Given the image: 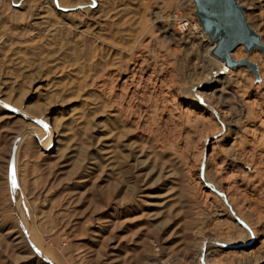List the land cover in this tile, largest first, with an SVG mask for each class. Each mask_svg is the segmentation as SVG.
Returning <instances> with one entry per match:
<instances>
[{
  "label": "rangeland",
  "instance_id": "1",
  "mask_svg": "<svg viewBox=\"0 0 264 264\" xmlns=\"http://www.w3.org/2000/svg\"><path fill=\"white\" fill-rule=\"evenodd\" d=\"M194 13L0 0V264H264V52L216 76Z\"/></svg>",
  "mask_w": 264,
  "mask_h": 264
},
{
  "label": "water",
  "instance_id": "2",
  "mask_svg": "<svg viewBox=\"0 0 264 264\" xmlns=\"http://www.w3.org/2000/svg\"><path fill=\"white\" fill-rule=\"evenodd\" d=\"M201 30L215 43L212 55L228 68L247 67L256 75V67L246 59L235 61L230 54L239 46L246 52L258 48L264 52L258 34L250 27L244 7L237 0H192Z\"/></svg>",
  "mask_w": 264,
  "mask_h": 264
},
{
  "label": "bare ground",
  "instance_id": "3",
  "mask_svg": "<svg viewBox=\"0 0 264 264\" xmlns=\"http://www.w3.org/2000/svg\"><path fill=\"white\" fill-rule=\"evenodd\" d=\"M238 2V1H237ZM239 3V2H238ZM240 5H242L244 7V10H245V6L241 3H239ZM244 13V12H243ZM247 21V20H246ZM199 28L196 27V33L200 36L199 38H201V40H203L202 42L207 45L208 43V47H207V50L205 51V61L206 63H210L211 61H215L217 63V66H216V70H215V74L216 76H220L221 78L223 77L224 79H231V75H228L230 72H231V69L233 68H228L225 63L221 60H218V59H214L213 55H212V50L215 46V43L213 41L210 40V38L204 34L200 28V25L198 26ZM255 31V30H254ZM256 32V31H255ZM195 33V32H194ZM258 34V33H256ZM197 36V35H196ZM259 36V34H258ZM259 39H260V44L261 46L264 48V43L262 42L261 40V37L259 36ZM210 41V42H209ZM243 47V46H242ZM255 49H258V48H255ZM254 50V49H253ZM259 50V49H258ZM252 51V50H251ZM260 51V50H259ZM249 53V52H248ZM230 56L232 57L233 60L235 61H240L243 59L244 57V54H243V50L241 49V46H239L238 48H236L231 54ZM252 58H250V56L248 57V60L251 61L252 59H256V60H260V57L259 55L257 54H252L251 55ZM247 60V59H246ZM254 61V60H253ZM251 63V62H250ZM262 63V62H261ZM215 64V63H214ZM253 64V63H252ZM216 65V64H215ZM240 67V66H239ZM256 67V66H255ZM202 93V92H201ZM51 141V137L48 139V143H46V145L48 146V144L50 143ZM45 147V146H44ZM45 149V148H43ZM90 226V225H89ZM94 233L92 234L94 236L95 234V230L93 231Z\"/></svg>",
  "mask_w": 264,
  "mask_h": 264
},
{
  "label": "built area",
  "instance_id": "4",
  "mask_svg": "<svg viewBox=\"0 0 264 264\" xmlns=\"http://www.w3.org/2000/svg\"><path fill=\"white\" fill-rule=\"evenodd\" d=\"M179 26H180L181 29L187 30L189 32V31H194L196 29V27L198 28V23L197 22L196 23L195 22L194 23H189L185 19H182L179 22Z\"/></svg>",
  "mask_w": 264,
  "mask_h": 264
}]
</instances>
